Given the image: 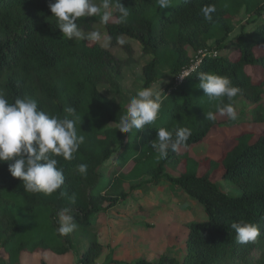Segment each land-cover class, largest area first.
<instances>
[{"label": "trees", "instance_id": "16d2710c", "mask_svg": "<svg viewBox=\"0 0 264 264\" xmlns=\"http://www.w3.org/2000/svg\"><path fill=\"white\" fill-rule=\"evenodd\" d=\"M119 2L129 8L127 22H117L113 0V19L104 27L115 44L118 36H125L139 42L142 52L150 56L142 67L144 87L157 82L166 68L172 76L163 88L165 98L157 120L131 135L118 129L128 104L104 93L100 84L120 88L133 46L122 45L127 57H119L100 42L67 39L52 16L49 0H0V90L10 103L31 97L40 108L61 118L67 115L66 107H74L80 117L78 134L86 138L71 161L56 157L65 180L50 195L26 192L23 181L9 172L12 161L0 162V264H23L24 257L37 253L68 255L72 235L58 232L60 210L69 209L66 214L86 230L95 225L101 211L164 177L200 202L206 218L189 223L182 262L161 255L158 262L139 257L130 264H264V0L187 4L171 0L164 9L156 0ZM205 5L216 7L211 21L202 15ZM241 11L255 15L249 21L254 26L241 25L234 48L220 53ZM97 22L99 17H83L78 24L91 30ZM255 68L260 71L257 77ZM200 72L227 76L240 89L231 103L234 106L241 95L250 100L252 122L261 127L239 128L232 134V145L217 154L193 150L222 123L219 115L215 121L205 119L220 101L210 102L199 88ZM160 127L170 131L186 127L189 139L178 152L169 150L160 157L151 146ZM115 154L113 174L106 176L100 169ZM80 163L87 164L86 175L76 171ZM167 167L177 173H169ZM219 180L235 184L241 193L224 192ZM240 220L259 227L254 242H237L231 224ZM102 249L92 239L80 253L79 264H96ZM100 264L127 263L109 257Z\"/></svg>", "mask_w": 264, "mask_h": 264}, {"label": "clouds", "instance_id": "9594fccd", "mask_svg": "<svg viewBox=\"0 0 264 264\" xmlns=\"http://www.w3.org/2000/svg\"><path fill=\"white\" fill-rule=\"evenodd\" d=\"M160 9L170 6L171 0H156ZM190 3L191 0H184ZM49 8L56 18L58 28L69 40H87L104 42L107 46L110 37H105L99 30L85 32L78 21L83 17H99L100 23L107 25L113 19V0H49ZM116 11L119 23H126L130 11L116 0ZM215 5H205L201 12L205 20L213 19ZM117 43L124 45L125 39L117 37ZM181 78L185 75H179ZM199 88L203 89L209 101H220L215 105L216 111H207L205 119L215 121L218 115L231 120L238 118L237 111L231 101L240 92L238 86H233L227 76L210 72L198 74ZM162 80L150 86L139 89L126 107V112L120 116L118 129L125 134L137 133L147 125H152L158 118L164 95ZM227 98L228 103H223ZM63 118L46 112L38 106L31 97L17 98L10 103L0 90V162L12 161L9 172L15 178L23 181L24 190L29 193H54L64 184V170L58 168L56 157L65 160L74 159V154L85 142V136L78 134L76 127L80 117L74 107H66ZM157 137L152 141V148L160 157H166L169 150L178 152L190 136V130L181 127L173 131L165 127L157 128ZM87 164L80 163L76 171L87 174ZM74 202V198H73ZM65 208L58 213L60 235H67L77 228L73 217L66 213ZM231 228L236 232L237 242L247 244L254 242L260 234L259 227L243 220L233 222Z\"/></svg>", "mask_w": 264, "mask_h": 264}, {"label": "rangeland", "instance_id": "374dc122", "mask_svg": "<svg viewBox=\"0 0 264 264\" xmlns=\"http://www.w3.org/2000/svg\"><path fill=\"white\" fill-rule=\"evenodd\" d=\"M262 16H264V12ZM254 17L253 14L241 11L236 21V29L220 53L226 54L234 48V35L239 32L241 25L244 24L249 29L253 28L254 23L249 21ZM83 30L85 32L99 30L105 37H109L106 28L100 22H97L91 30ZM122 38L133 46V54L130 63L123 69L120 88L115 90L107 84H100V89L106 94L115 95L120 103L128 104L130 98L139 89L144 88L142 67L150 59V56L142 52L139 42L132 41L125 36ZM100 43L104 46L103 41ZM107 47L119 57H127V52L123 46L115 44L111 39ZM190 52L194 54L192 50ZM253 72L257 77L260 71L255 68ZM171 77L166 68L155 83L162 80L161 87L163 89ZM262 103L264 104V95ZM234 107L238 118L231 120L226 116H219L222 123L215 127L208 139L194 146L193 150L196 153L209 150L212 154H217L221 152L222 148H228L232 145L234 142L232 134L239 128L254 130L261 128L252 122L253 104L250 100L241 95L237 98ZM116 154L106 161L100 169L106 176L113 174V161ZM167 171L173 174L177 173V170L171 167H167ZM216 177H219V174ZM218 183L224 192L241 193L235 184L223 180H219ZM124 187L127 189L128 184H125ZM205 218L203 205L182 188L171 183L167 177H164L159 184L145 183L127 198L119 200L101 211L93 227L84 230L81 225H77V228L71 232L72 251L68 255L63 256L49 252L31 254L24 257L23 264H44V261L46 264H79L80 253L88 247L92 239L98 240L103 245V249L96 259V264L106 261L109 257L119 259L127 264L139 257L158 262L161 255L171 256L178 262H182L186 252L184 242L189 223Z\"/></svg>", "mask_w": 264, "mask_h": 264}]
</instances>
